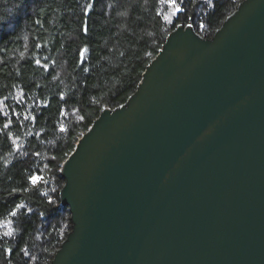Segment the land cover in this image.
<instances>
[{
	"label": "water",
	"instance_id": "1",
	"mask_svg": "<svg viewBox=\"0 0 264 264\" xmlns=\"http://www.w3.org/2000/svg\"><path fill=\"white\" fill-rule=\"evenodd\" d=\"M137 88L61 165L51 264H264V0L176 28Z\"/></svg>",
	"mask_w": 264,
	"mask_h": 264
},
{
	"label": "trees",
	"instance_id": "2",
	"mask_svg": "<svg viewBox=\"0 0 264 264\" xmlns=\"http://www.w3.org/2000/svg\"><path fill=\"white\" fill-rule=\"evenodd\" d=\"M243 1L184 0L178 23L191 22L193 32L211 39ZM88 2L0 0V100L8 96L0 108L9 113L0 114V202L26 205L15 221L18 236L0 241V264L53 262L74 228L70 207L60 198L66 184L62 163L105 108L124 105L136 92L149 63L177 28L165 21L170 10L158 0H96L92 15L85 17ZM85 20L87 37L81 31ZM85 46L90 49L83 66L88 72L76 60L77 50ZM61 95L68 101H61ZM33 171L47 181L39 194L22 190ZM13 189L19 195L9 197ZM11 209V203L0 209V219H12L7 217ZM18 241L27 256L17 250ZM9 247L10 257L4 254Z\"/></svg>",
	"mask_w": 264,
	"mask_h": 264
},
{
	"label": "snow or ice",
	"instance_id": "3",
	"mask_svg": "<svg viewBox=\"0 0 264 264\" xmlns=\"http://www.w3.org/2000/svg\"><path fill=\"white\" fill-rule=\"evenodd\" d=\"M96 3V0H89V2L86 4L85 6V10L83 12V15L85 17H89L92 15L93 9H94V5ZM158 3L161 4H165L166 7L170 10L169 15L165 16L164 19L165 21L169 22L170 24H172L174 27L177 28H183L185 27L184 24H180L178 23L179 20V14L184 12L186 9L183 7L184 5V0H158ZM191 17H188V20L191 21ZM36 23H40V21H36ZM188 28L193 27V23L189 22L186 25ZM81 31L83 33V35L85 37H87L89 35V24L88 21L85 20L81 26ZM37 47H39V45H37ZM89 52L90 49L89 47L85 46V47H81L77 50L76 53V60L79 66L82 67L84 72H88V68L83 67L86 63L89 62ZM45 60L48 59V57H44ZM35 63L37 65H40L41 67L45 68V70H47V65H41L40 60H36ZM21 98L24 97V93L21 92ZM59 99L61 101H68V97L61 95L59 97ZM8 100V96H4L2 100H0V105H5V102ZM20 101L17 100V103H19ZM0 114H2L4 117L8 116V112L4 110V108H0ZM13 115H17V113H15L13 111L12 113ZM61 115H63V110H61L60 112ZM25 120L28 119L27 116L24 117ZM33 120H35V117H33ZM3 128L7 129L9 128V124L8 123H4L3 124ZM61 132H65L67 131V129L61 127L60 128ZM37 155H39V153H37ZM47 181L45 180V177L40 174L38 171H33L31 172L27 178L24 181V187H23V191H29L31 190L33 192V194H39V186L42 183H46ZM19 193L13 189L11 192L8 193L9 197H16L18 196ZM9 203H11L12 205V209L11 211L7 212V217H11L12 219H0V228H3L4 231L2 233V235H0V241H7L8 239H11L13 236H18V233L16 232V224L15 221L20 219V217L22 215H24L25 213V209H26V205L22 204V203H17L15 202V200H11L9 201L8 199H5L4 201L0 202V209H7ZM49 204H53L54 201L49 199L48 200ZM27 213L30 214L31 213V209H27ZM43 215V214H41ZM3 216V211H0V217ZM21 223H23V221H21ZM17 250L18 251H22L24 252V255L27 256V252L25 250H23L22 248L19 247V241L17 244ZM4 254L6 256H12L13 255V249L11 247L7 248L4 250Z\"/></svg>",
	"mask_w": 264,
	"mask_h": 264
}]
</instances>
